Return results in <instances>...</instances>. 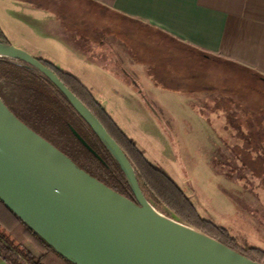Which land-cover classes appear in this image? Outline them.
Here are the masks:
<instances>
[{
    "label": "crops",
    "instance_id": "0c3cea01",
    "mask_svg": "<svg viewBox=\"0 0 264 264\" xmlns=\"http://www.w3.org/2000/svg\"><path fill=\"white\" fill-rule=\"evenodd\" d=\"M2 7L8 42L73 74L148 160L118 110L135 98L185 95L183 75L171 79L165 69L172 57L189 62L194 50L264 77V0H14L13 9L23 12L14 18ZM6 27L24 45L12 43ZM24 246L39 256L32 243ZM0 264L9 263L0 256Z\"/></svg>",
    "mask_w": 264,
    "mask_h": 264
},
{
    "label": "rangeland",
    "instance_id": "374dc122",
    "mask_svg": "<svg viewBox=\"0 0 264 264\" xmlns=\"http://www.w3.org/2000/svg\"><path fill=\"white\" fill-rule=\"evenodd\" d=\"M0 6L11 18L23 15L13 9L14 0H1ZM8 29L10 41L24 45L19 34ZM189 53V62L187 57L185 61L172 57L165 68L171 79L183 75L179 87L185 95L160 93L158 99L129 100L130 108L120 106L117 119L149 160L184 190L202 219L226 228L238 247L264 250V80L215 56ZM0 84L5 92L11 90ZM141 188L155 211L181 221ZM207 222H199L201 228L196 229L216 235Z\"/></svg>",
    "mask_w": 264,
    "mask_h": 264
},
{
    "label": "water",
    "instance_id": "95a60500",
    "mask_svg": "<svg viewBox=\"0 0 264 264\" xmlns=\"http://www.w3.org/2000/svg\"><path fill=\"white\" fill-rule=\"evenodd\" d=\"M0 56L31 64L58 88L117 157L134 194L79 168L0 98V200L55 250L76 264H262L155 211L124 152L58 76L12 45L0 42Z\"/></svg>",
    "mask_w": 264,
    "mask_h": 264
},
{
    "label": "trees",
    "instance_id": "16d2710c",
    "mask_svg": "<svg viewBox=\"0 0 264 264\" xmlns=\"http://www.w3.org/2000/svg\"><path fill=\"white\" fill-rule=\"evenodd\" d=\"M0 42L11 45L1 28ZM37 59L58 76L124 152L140 188L144 186L151 197L166 205L182 222L195 228H201L199 222H207L199 216L184 190L164 170L144 156L80 80L48 60ZM18 61L0 56V81L11 89L5 92L0 84V98L4 104L25 125L66 154L79 168L134 200L123 168L97 132L44 74L32 70L24 61ZM252 73L264 80L263 76ZM207 223L217 231L216 235L198 230L251 260L263 262L264 250L260 247H238L226 228L209 221ZM26 241L39 250V256L24 246ZM0 256L9 264H76L55 250L1 200Z\"/></svg>",
    "mask_w": 264,
    "mask_h": 264
},
{
    "label": "bare ground",
    "instance_id": "6f19581e",
    "mask_svg": "<svg viewBox=\"0 0 264 264\" xmlns=\"http://www.w3.org/2000/svg\"><path fill=\"white\" fill-rule=\"evenodd\" d=\"M158 213L161 214V215H163V216L169 217V216L164 215V214H162V213H160V212H158ZM169 218H172V219H174V220H177V219H175V218H173V217H169Z\"/></svg>",
    "mask_w": 264,
    "mask_h": 264
}]
</instances>
